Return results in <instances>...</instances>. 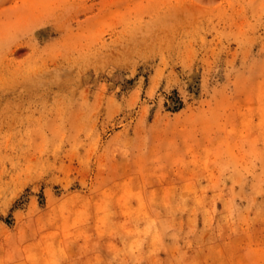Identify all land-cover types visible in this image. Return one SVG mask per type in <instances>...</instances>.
Listing matches in <instances>:
<instances>
[{
	"label": "rangeland",
	"instance_id": "374dc122",
	"mask_svg": "<svg viewBox=\"0 0 264 264\" xmlns=\"http://www.w3.org/2000/svg\"><path fill=\"white\" fill-rule=\"evenodd\" d=\"M0 264H264V0H0Z\"/></svg>",
	"mask_w": 264,
	"mask_h": 264
},
{
	"label": "bare ground",
	"instance_id": "6f19581e",
	"mask_svg": "<svg viewBox=\"0 0 264 264\" xmlns=\"http://www.w3.org/2000/svg\"><path fill=\"white\" fill-rule=\"evenodd\" d=\"M179 10V9H178Z\"/></svg>",
	"mask_w": 264,
	"mask_h": 264
}]
</instances>
